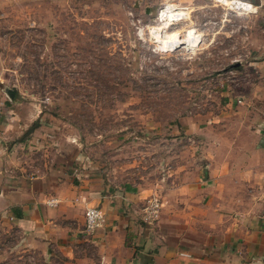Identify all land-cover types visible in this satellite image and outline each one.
<instances>
[{
  "label": "rangeland",
  "instance_id": "1",
  "mask_svg": "<svg viewBox=\"0 0 264 264\" xmlns=\"http://www.w3.org/2000/svg\"><path fill=\"white\" fill-rule=\"evenodd\" d=\"M168 3L185 15L158 21ZM263 8L0 0V94L15 88L13 106L26 124L16 164L36 173L51 164L87 169L109 186L162 199L206 146L190 139L188 120L264 108ZM24 244L17 228L0 225V264H59Z\"/></svg>",
  "mask_w": 264,
  "mask_h": 264
},
{
  "label": "crops",
  "instance_id": "2",
  "mask_svg": "<svg viewBox=\"0 0 264 264\" xmlns=\"http://www.w3.org/2000/svg\"><path fill=\"white\" fill-rule=\"evenodd\" d=\"M4 88L0 225L17 228L24 248L57 256L59 264H264V108L229 120H188L190 139L206 144L201 161L187 165L184 180L162 196L159 219L146 224L147 195L138 186H109L76 167L51 164L36 173L16 164L14 145L26 124ZM89 205L104 213L90 233L83 215Z\"/></svg>",
  "mask_w": 264,
  "mask_h": 264
},
{
  "label": "built area",
  "instance_id": "3",
  "mask_svg": "<svg viewBox=\"0 0 264 264\" xmlns=\"http://www.w3.org/2000/svg\"><path fill=\"white\" fill-rule=\"evenodd\" d=\"M214 4L219 5H228L231 8L236 9L239 12L249 13V12H257L259 5L252 2L251 0H213ZM188 8V6H187ZM170 11H179L176 7L172 6L168 3L163 5L158 13L157 19L158 21L171 22L175 19H179L181 14H172ZM240 101V99H238ZM58 202L57 198H50L48 203L51 205H55ZM162 205V199L160 195L156 191L150 192L146 198L145 202L141 208L142 210V221L146 224L155 223L160 216V210ZM84 230L86 232H92L97 228L101 227L104 223V213L102 209L96 205L86 206L84 209ZM99 264H114L112 261H104L101 260Z\"/></svg>",
  "mask_w": 264,
  "mask_h": 264
},
{
  "label": "water",
  "instance_id": "4",
  "mask_svg": "<svg viewBox=\"0 0 264 264\" xmlns=\"http://www.w3.org/2000/svg\"><path fill=\"white\" fill-rule=\"evenodd\" d=\"M4 91L6 92V94L10 97V98H13L14 97V94H15V88L14 87H11V88H8L7 86H5L4 88ZM36 122H34L33 125H35ZM33 125L31 127H29L26 132L30 131L32 128H33Z\"/></svg>",
  "mask_w": 264,
  "mask_h": 264
},
{
  "label": "bare ground",
  "instance_id": "5",
  "mask_svg": "<svg viewBox=\"0 0 264 264\" xmlns=\"http://www.w3.org/2000/svg\"><path fill=\"white\" fill-rule=\"evenodd\" d=\"M179 12H184V11H182V10H179V11H177V12H175V11H170L171 16H173V15H172L173 13H174V14H179ZM187 12H188V11H187ZM183 15H185V14H183ZM183 15H182V16L180 15L179 19L182 18ZM199 40H200V39H199ZM171 47L176 48L177 46H171Z\"/></svg>",
  "mask_w": 264,
  "mask_h": 264
}]
</instances>
